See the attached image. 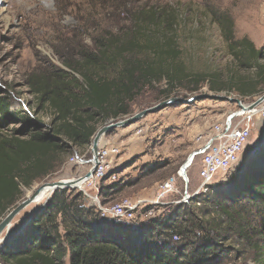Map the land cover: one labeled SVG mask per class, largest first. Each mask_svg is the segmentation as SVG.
<instances>
[{
  "label": "trees",
  "instance_id": "1",
  "mask_svg": "<svg viewBox=\"0 0 264 264\" xmlns=\"http://www.w3.org/2000/svg\"><path fill=\"white\" fill-rule=\"evenodd\" d=\"M89 1L103 12H118L122 23L90 34V46L69 43L68 53L57 54L65 69L48 63L27 74L24 87L34 98L25 103L30 112L22 111L23 104L19 112L13 111V93L0 92V221L16 206L23 187L58 172L75 149L91 145L101 124L128 115L145 89L164 80L174 88L200 75L188 71L183 61L179 9L126 8L129 3L121 8L118 0ZM205 14L219 28L232 58L227 77L214 72L206 78L222 80L224 87L244 97L256 94L264 85V48L258 49L249 37L236 38L229 14ZM245 71L250 74L242 75ZM245 173L227 199L264 207V166L258 161ZM124 188L116 183L100 193L117 196ZM216 194L213 203L233 219L226 204L219 202L221 191ZM86 198L74 189L56 191L0 250V264H67V257L69 264H228L231 248L224 246L232 238L258 248L253 234H259L260 220L249 224V234L245 220H180L181 205L170 220L152 219L132 230L101 219ZM174 237L182 242L173 244ZM257 264H264V257Z\"/></svg>",
  "mask_w": 264,
  "mask_h": 264
},
{
  "label": "rangeland",
  "instance_id": "2",
  "mask_svg": "<svg viewBox=\"0 0 264 264\" xmlns=\"http://www.w3.org/2000/svg\"><path fill=\"white\" fill-rule=\"evenodd\" d=\"M115 2L121 8L125 7V3H129L126 8L168 5L179 9L182 12L178 30L180 45L184 51L183 61L188 71L200 75L192 81L182 80L174 88H171L164 80L154 88L145 89L132 104L128 115L99 126L98 130L112 121H123L169 100L183 101L181 104L168 106L159 113L149 114L126 129L118 128L111 135L104 137L101 145L112 144L121 148L119 156L123 157V165L114 166L111 169L101 185L102 189L116 183L125 188L117 196H103L100 193L102 204L119 203L125 198L135 199L144 196L153 199L156 197V194L150 191L151 182L161 175L166 176L167 180L177 176L185 161L180 158L175 162L176 164H169V167L159 170L163 164L143 163L142 159L145 156L154 154L156 150L167 153L164 146L166 141L179 138L188 141V144L192 146V153L197 146L196 138L199 135H205L209 132L211 125L223 121L232 112L239 110L236 101L250 105L264 96V85L258 88L256 94L244 97L239 92L224 87V81L206 78L214 72H221L224 77H227V73H230L232 68V58L227 53V46L219 28L211 23L205 14L209 10L229 14L235 24L236 38L249 37L258 49H261L264 48V0H118ZM117 13L112 9L108 13L103 12L100 5H92L89 0H0V92L13 93L12 110L19 112L23 103L34 101L33 96L24 87L27 74L36 67H44L48 63L65 69L57 54L68 53L69 43L76 44L82 41L85 45H92L90 34H98L105 29H112L117 23H122ZM242 73V75L250 74L248 71ZM214 87L216 90H213ZM199 97L204 99L194 103L188 102ZM157 132L160 135L153 137ZM142 136L144 140H149V137L154 138L152 147H145V152L136 153L124 159L123 140L138 139ZM112 140L113 143L109 142ZM81 151L85 152V150ZM263 152L264 116L256 118L250 144L245 149L240 163L232 171L218 176L209 192L200 193L192 203H180L185 192L194 194L201 184L199 178L201 159L197 158L195 165L188 171L190 186L187 188L184 181L178 178L176 190L165 196L163 200L166 205L155 209L152 219L170 220L176 212L178 213V208L185 205L182 207V213H179L180 220H245L243 225L249 234L252 233L249 224L252 222L256 224L257 220H260L257 225L260 231L256 227L259 234H253L256 236L255 242L258 243L257 249L250 247L244 239L234 240V238L224 246L231 248L228 264H257L258 259L264 257V207L257 206L249 200L245 203V200L227 199V195L234 188L235 182L242 180L245 172L251 170V166H256L258 161L264 166ZM73 156L74 152L68 156L58 172L35 183L31 188L23 187L22 196L17 204L27 197L28 192L46 183L60 180L72 181L77 178L78 168L70 163ZM154 166H156L155 170H153ZM112 174H115L114 178H110ZM74 190L77 193L79 191ZM218 191H221L222 195L219 202L226 204L233 219L228 218L217 204L213 203ZM90 193L95 196V190H91ZM50 196L53 194H47L41 202L32 204L16 217L10 228L13 236L5 244L7 232L0 237V250L12 240L14 234L24 230L29 217L44 208ZM86 197V205H94V201L89 196ZM183 213L185 214L182 215ZM137 218L135 222L107 221L122 224L132 230L138 228L140 230L152 220L140 215ZM177 238L174 237L173 244L179 245L182 240ZM67 264H69V257H67Z\"/></svg>",
  "mask_w": 264,
  "mask_h": 264
},
{
  "label": "built area",
  "instance_id": "3",
  "mask_svg": "<svg viewBox=\"0 0 264 264\" xmlns=\"http://www.w3.org/2000/svg\"><path fill=\"white\" fill-rule=\"evenodd\" d=\"M23 109L25 112H30L28 106H25L24 103ZM241 110L243 109L239 108L223 121L211 125L209 132L196 138L197 146L191 153V155L193 154L192 161L186 170V175H183L180 170L177 176L161 183L157 197L154 200L125 198L115 204L101 203L99 197L102 189L101 185L114 167L113 159L120 155V149L115 146L100 147L98 152L99 164L96 172L83 186L76 189L94 201V206L97 207L101 219L135 222L138 215L152 219L154 218L155 209L166 205L163 200L165 196L176 190L178 178L184 181L187 188L190 186L191 180L188 171L195 165V160L200 158L199 178L201 184L194 194L185 192L182 200L179 201L185 204L192 203L200 193L209 192L218 176L232 171L240 163L245 149L249 146L254 122L256 118L264 116V110L259 114L254 113L255 111L241 113ZM91 146L84 149L85 152H82L81 149H75L74 156L70 159V163L78 168L79 175L77 178L84 176L93 166ZM114 177L115 174L110 176V178ZM91 190H95V196L90 193Z\"/></svg>",
  "mask_w": 264,
  "mask_h": 264
},
{
  "label": "water",
  "instance_id": "4",
  "mask_svg": "<svg viewBox=\"0 0 264 264\" xmlns=\"http://www.w3.org/2000/svg\"><path fill=\"white\" fill-rule=\"evenodd\" d=\"M204 97H199L197 99L188 101L189 103H194L195 101H201L203 100ZM219 99H223V98H219ZM235 101V100H232ZM264 102V96L262 98H260L259 100H257L256 102L250 104V105H245L242 101H236V103L239 105L240 109L243 110H247V111H252L254 109H256L258 106H260L261 104H263ZM178 103H183L182 100L179 99H173V100H169L166 101L152 109H148L145 110L139 114H136L135 116L126 118L123 121H118V122H114L112 121L111 123L105 125L104 127L100 128L96 135L94 136V139L92 141V146H91V151L93 154V166L91 167V169L82 177L79 178H75L74 180L70 181V180H60L57 182H50V183H46L45 185H43V187H40V189L37 190H32L31 194H29L27 197H25V199L17 204L13 210H11L5 217L4 219H2L1 223H0V237L7 232V236H6V240L4 241V244L13 236V232H10V228L13 224V221L16 219V217L18 215H20L25 209H27L29 206H31L40 196L42 190L44 188H48V190L52 191V194H54L56 191L58 190H66V189H76L78 188L80 185L79 184H84L86 183L92 176L93 174L96 172V169L98 167L99 164V158H98V152L99 149L101 147V143L104 139V137H107L108 135H111L115 130H117L118 128H128L131 125H134L136 123H138L142 118L146 117L149 114H155V113H159L160 111L166 109L168 106H172L174 104H178ZM24 134V132H23ZM192 156L193 154L190 156V159L187 160V162L183 165V167L181 168V170L183 171V175H186V170L188 168V166L191 164L192 161ZM52 196H50L48 199H51Z\"/></svg>",
  "mask_w": 264,
  "mask_h": 264
},
{
  "label": "crops",
  "instance_id": "5",
  "mask_svg": "<svg viewBox=\"0 0 264 264\" xmlns=\"http://www.w3.org/2000/svg\"><path fill=\"white\" fill-rule=\"evenodd\" d=\"M253 41V40H252ZM254 42V41H253ZM255 43V42H254ZM256 45V44H255ZM256 47L258 48V46L256 45ZM260 49V48H259ZM126 129V128H125ZM160 135L159 132L154 133L153 137ZM111 143H113L112 141H109ZM154 142V138L149 137V140H144V137H139L138 139H125L122 142L124 149V159L126 158H130L131 155H134L136 153H141V152H145V147H152V143ZM101 146H112V144H105V145H101ZM115 146V145H114ZM165 149L167 150V153H165V151H163L161 153V151H157L154 154H148L147 156H145L142 160L143 163H152L155 162L154 164L156 165L157 163H160V165H162L160 169H165L166 166H170L169 164H176L175 162H177L178 159L182 158L184 162V164L187 162V159L190 157L191 154V149L192 146L188 144L187 140H184L183 138H179L177 140L171 141V139L169 141H166V144L164 145ZM119 149L121 150V148L119 147ZM193 152V151H192ZM121 153V151H120ZM162 156V158H161ZM123 157L118 156L117 158L113 159L114 162V166L115 167H119L121 165H123L122 159ZM161 158V159H160ZM186 159V160H185ZM168 164V165H164V164ZM156 166H154V169ZM167 177L166 176H160L159 178L153 180L151 182V188L150 191L156 194H158L159 191V185L163 182H165V180ZM156 197L152 198H148V197H138L135 199H148V200H154Z\"/></svg>",
  "mask_w": 264,
  "mask_h": 264
},
{
  "label": "bare ground",
  "instance_id": "6",
  "mask_svg": "<svg viewBox=\"0 0 264 264\" xmlns=\"http://www.w3.org/2000/svg\"><path fill=\"white\" fill-rule=\"evenodd\" d=\"M261 105H262V106H261ZM261 105L258 106L256 109H254V110H252V111H255L254 113L259 114L262 110H264V102H263V104H261ZM240 112H241V113H245V112H250V111H247V110H246V111H245V110H241ZM189 159H190V158H189ZM189 159H188V160H189ZM181 173H183L182 170H181ZM79 185H80V186H83L82 184H79ZM41 187H43V186H41ZM37 189H40V187H38ZM37 189H36V190H37ZM49 193H52V191H51V190H48V188H44V189L42 190L40 196L38 197V199H37L33 204L41 202V200H43V199L45 198V196H46L47 194H49ZM29 194H31V191L27 193V196H28ZM0 242H1V240H0Z\"/></svg>",
  "mask_w": 264,
  "mask_h": 264
},
{
  "label": "clouds",
  "instance_id": "7",
  "mask_svg": "<svg viewBox=\"0 0 264 264\" xmlns=\"http://www.w3.org/2000/svg\"><path fill=\"white\" fill-rule=\"evenodd\" d=\"M24 104H25V103H24ZM26 105H27V104H26ZM26 105H25V106H26ZM21 107H22V105H21ZM91 144H92V143H91Z\"/></svg>",
  "mask_w": 264,
  "mask_h": 264
}]
</instances>
